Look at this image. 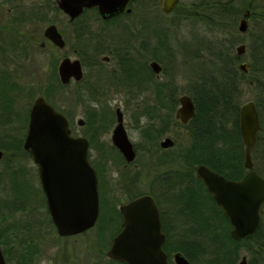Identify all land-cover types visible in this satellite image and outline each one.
<instances>
[{
    "label": "trees",
    "instance_id": "1",
    "mask_svg": "<svg viewBox=\"0 0 264 264\" xmlns=\"http://www.w3.org/2000/svg\"><path fill=\"white\" fill-rule=\"evenodd\" d=\"M157 1L132 0L130 4L132 10L130 12H124L104 21L110 27L120 17L131 15L140 17L141 35L147 34V41L151 39L152 35H155L160 40L159 45L153 46V48H148V42L141 44V61L138 62L132 61L134 55H129L128 50H126V54H120L119 49L113 47L114 55L116 57L119 56L117 77L120 80L114 87L117 90L141 94V110L137 109L138 120L141 115V135L147 141L155 143V148L151 151L154 168L156 166L165 168L151 180L159 184L156 181L158 179L163 184V187H167V190L177 188L178 192L186 190L190 194L188 198L180 196L167 199L165 197L173 205L171 210L177 215V220L182 217V221L189 225L185 232V237H181V239L174 238L170 230L167 229L169 239L172 240L174 238L173 240L179 242L176 248L187 253L188 242H198L202 238L207 237L212 242L209 249L211 252L208 254L209 264H236L242 248L247 249L249 254H251L249 264H259L258 260L264 254V223L261 221L260 226L250 238H233L230 235L231 223L228 217L207 191L202 180L196 176L195 168L198 164L203 163L222 175L233 179L241 178L246 173L243 141L239 127L241 105L239 98L242 94V86L245 83L251 84L250 81H252L251 85L258 90L256 106L261 124L258 141L253 148V156H256L258 149L260 150L262 146L264 147V50H258L256 57L253 59V46L248 42L247 55L249 58L252 56V58L250 70L246 73L238 68V58L236 51L233 49L234 41H236L234 35L233 39L228 41V45L223 38L216 39L214 50L210 51L209 55H206L207 57L204 56L205 54L196 55V51L200 47L194 46V48H190L188 45H183L182 50H185L187 59L192 62L191 64H185L190 66L188 79L192 83V87L187 92L192 96L196 108L195 115L187 124H183L175 117V110L179 105V95H177L176 76L174 73L169 72L168 67L171 61L176 63L177 53L171 51L166 44L167 26L159 25L160 23L157 22L158 18L154 12ZM261 2L262 0H259L258 5ZM41 5L44 7L43 4H38L34 9L39 12ZM45 7L48 10L59 11L58 6L52 0H48L45 3ZM246 8L254 9L256 5L254 6L250 0H180L173 12L182 13L189 19L202 20L210 29L230 33L231 28L237 27L238 19ZM46 17L47 19H45ZM41 18L46 22L55 21V18L47 16L46 13L40 15ZM92 19H101L96 8L85 10L71 26L75 34L74 38L80 42L78 55L81 57L84 66L95 67L100 66L102 63L100 55L107 52L111 47L103 48L102 41L99 40V33L91 29ZM122 33L125 34L124 31ZM125 37V35H122L121 38L125 39ZM261 42L264 43V39H261ZM201 44L203 42L195 43L194 45ZM224 44L225 47L222 48ZM152 59L158 60L163 65V72L160 78L156 76L149 66V62ZM202 59H207L208 62L196 63V61ZM102 83L94 81L88 85L87 78H84L81 82H75V86L85 85L87 88L77 92L72 91L71 93L74 94L72 97L75 101H80L81 99L88 101L89 108L86 110L85 134L90 141V146L95 149L102 148L99 149L102 156L118 155V164L123 165L125 160L120 151L113 144H109V147L104 149L100 140L101 135L109 131L116 119L115 110L110 109L108 105L103 107L100 104L101 99L99 97L106 92L105 87L101 86ZM15 87L16 84L11 73L0 66V106L8 109V113L5 115L6 117L9 116L8 121L1 120V122L9 123L11 119L21 117V112L15 109L17 103L13 100L18 93L15 91ZM118 87L122 89H118ZM68 89L69 84H62L59 79L56 60L52 62L51 71L42 86L41 93L67 116L71 124L73 111L60 105L55 99V95L59 99L60 94L63 95ZM85 94L86 98L84 97ZM6 99L9 101H6ZM136 106L138 107V104ZM11 111L16 115L14 118L11 116L13 114H10ZM3 115L0 114V119L5 118ZM177 126L187 130V144L183 148L177 149L178 145L175 142L172 148L163 149L158 142L159 138L170 130L174 132ZM8 136L0 133V138ZM24 138L25 136L23 138L9 136V139L12 140L11 144L3 142L2 146L11 152H14V150L16 152H27L22 150L24 148ZM138 146H135V149ZM94 163L101 182L105 161L94 160ZM8 168L10 172H14L12 178L17 179L18 171L10 165ZM258 172L264 177L260 170ZM19 186V183L12 184V188H15L16 192H13V194L20 195L21 203L16 204L12 199L14 195H11L10 200L2 203L0 207H5L8 212L24 207V199H22L24 195L20 194L17 188ZM146 193L152 194L159 202L156 192L149 190ZM202 193L206 194L211 203L207 202V197ZM191 196L194 199L203 200L202 205L206 207L204 212L193 210L195 204L194 202L190 203ZM105 204L103 186L101 185V213L96 223L100 245L98 252L100 255L105 253L109 247L110 237L117 230V227H114V230L110 231L109 238H104L106 230L113 229L109 227L110 225L107 226L103 222L104 215L102 210H104ZM113 208L117 209L116 207ZM198 213L201 215L200 220L196 219ZM263 214L264 204L262 207ZM6 235L7 237L0 227V243L7 261L13 262V264L32 263L29 248L34 241L25 240L21 242L18 239L16 227L10 228ZM20 244H23V246ZM109 264L124 263L112 260Z\"/></svg>",
    "mask_w": 264,
    "mask_h": 264
},
{
    "label": "rangeland",
    "instance_id": "2",
    "mask_svg": "<svg viewBox=\"0 0 264 264\" xmlns=\"http://www.w3.org/2000/svg\"><path fill=\"white\" fill-rule=\"evenodd\" d=\"M47 1L0 0V66L8 70L13 77L16 84L15 91L18 92L15 97L18 101L15 109L21 112V117L14 119L11 124L3 127V131L16 137L23 138L26 134L30 107L34 100L39 95H42V86L51 71L52 62L57 60L58 65L64 55L71 56L72 58L79 57L78 51L74 50L76 41L72 27L67 25L65 17L60 11L53 9L52 13H49L48 8L45 7ZM38 4L44 5V7L41 5L39 12L34 9ZM162 4L163 0L156 2L155 8L157 10L155 9L154 12L158 18L157 22L160 23L159 25L167 26L166 44L171 51L177 53L175 58L176 63L173 61L169 63V72L174 73L176 76L177 95L188 93L187 91L192 87V83L188 79L190 66L185 64H191L192 62L187 59L186 52L182 50V46L185 43L190 48L198 46L200 48L197 49L196 55L205 54L204 56L207 57L206 55H209L210 51L212 52L214 50L213 47L216 39L223 38L224 42L228 45V41L232 40L234 35L236 41H234L233 49L236 51L235 48L241 43V38L238 35L237 27L231 28L230 33L210 29L202 20L189 19L182 13L173 11L164 13L161 9ZM45 13L47 16L55 18V21L46 22L43 18L40 19V15ZM54 22L59 26L67 41L66 47L61 49L55 46L53 47L43 34L46 25ZM91 23L93 24L95 32L99 33V40L104 44L112 42V46L117 47L120 51L128 49L138 54L141 53V44L148 42V48H153V46L159 45L160 42L155 35H152L148 41L147 34L141 35V19L137 16L120 17L118 21L112 24L114 31L111 30V26L109 27L100 20L92 19ZM10 27L14 29L11 30ZM121 33L126 36L125 39H121ZM7 41L12 44L11 48ZM201 42L203 44L194 45L195 43ZM224 47L225 44L222 48ZM102 55H100V59ZM203 61L208 62L207 59H202L196 61V63L198 64ZM243 61L249 62V58L246 57ZM116 64L112 60L110 63L102 62L100 66H84L88 85L97 80L98 70L101 71V75L104 77L101 86L106 89L104 95L99 97L101 99V106L108 105L112 110L120 106L123 109L125 115L124 123L129 138L135 146L139 145L136 148L137 153L134 161L128 163L126 167L118 164V155L102 156L99 152V149L102 148L95 149L90 146L89 158L91 162L95 164L94 160L105 161L101 181L105 192L104 198L108 201L105 200L106 204L104 210H102V214L104 215L103 221L106 220L109 205H111V208L116 207L118 209L121 203H126L131 196L139 195L142 192L146 193L149 190L156 192L159 198L160 208L163 211L173 209V205L167 199L178 198L180 196L188 198L190 195L186 190L178 192L176 190L177 188L167 190V187H163V184L158 179L156 181L159 184L151 180L158 172H162L165 168L162 166H156L157 169L154 168L151 151L155 148V143L147 141L141 135V115L139 120L137 119V109L139 111L141 110V94L117 90L114 87V83L105 78L107 73L112 71V68H118ZM86 88L87 86L85 85L75 86V81H72L69 84V89L63 95L60 94L59 99L55 95V99L60 105L73 111L71 128L75 135L86 136V110L89 108V105L88 101H84V99L75 101L72 97L74 94L71 92H77ZM242 88V94L239 98L240 104L248 99L256 100V95L258 94L257 88H254L253 85L248 83H245ZM118 89L122 88L118 87ZM84 97H87L86 94ZM137 104L138 107L136 106ZM81 117L85 120L83 126H80L77 122ZM115 123L116 119L109 131L100 137L104 149L108 148L109 144H112L111 134ZM166 136L172 137L177 142V149L183 148L188 141L187 130L181 126H177L174 132L170 130L167 134H164L159 138L158 142ZM1 138L0 142L3 143L5 139H9V136ZM263 148L262 146L260 150L258 149L256 156H253V162L254 168L264 174ZM22 150L25 151L24 148ZM9 165L18 171L17 179L12 178L14 172H10ZM11 179L20 184L17 188L20 194L24 195L22 198L24 199V207L8 212L5 207L1 206L0 227L6 237L10 228L16 227L18 239L21 242L25 240L34 241L29 248L31 258L33 259L30 264H90L89 251L92 249L87 247V240H89L88 242H92L93 246L97 249L94 264H109L106 254L100 255L98 252L100 245L96 226L82 235L71 237L58 236L57 231L50 222L46 207L43 204L38 169L28 151L16 152L14 150L12 153L6 152L0 159V205L8 202L10 197L14 195L15 188H12ZM202 194L206 196L205 193ZM12 199L16 204L21 203L20 195L16 194ZM208 201L211 203V200L207 197ZM192 202L195 204L193 210L196 212H204L206 210V207L202 205L203 200L194 199L191 196L190 203ZM200 218L201 215L198 213L196 219L200 220ZM261 221L264 223V214L262 215ZM113 226L115 227V225ZM114 227L111 226L113 229L106 230L104 238H109L110 231L114 230ZM187 227L188 224H185L178 233V229L175 228L176 230L174 229L172 231L174 238L181 239V237H185ZM91 236H93L92 239ZM201 242H205L204 245L209 242L206 248L207 250L210 249L212 242L207 237L202 238ZM20 245L23 246V244ZM20 245L18 246L20 247ZM92 252L94 253V250ZM243 254L247 255L249 262L251 254H249L247 249L242 248L236 264H239ZM9 263L13 264V262ZM258 263L264 264V254L258 260Z\"/></svg>",
    "mask_w": 264,
    "mask_h": 264
},
{
    "label": "water",
    "instance_id": "3",
    "mask_svg": "<svg viewBox=\"0 0 264 264\" xmlns=\"http://www.w3.org/2000/svg\"><path fill=\"white\" fill-rule=\"evenodd\" d=\"M132 0H58L59 8L73 20L86 8L97 7L104 19L124 11H131ZM180 0H163L162 11L170 13ZM250 10L247 9L238 23L240 31H246ZM44 35L58 47L65 46V40L55 23L45 27ZM245 44L237 45L240 55ZM157 75L163 71L162 64L153 59L149 62ZM239 69L248 71L246 63ZM62 84L83 78V67L79 58L63 57L57 67ZM179 105L175 117L183 124L195 115V103L191 95L179 94ZM116 123L111 139L126 162L134 161L136 150L129 138L124 123V112L115 108ZM79 125L85 120L78 119ZM240 136L243 141L244 166L248 171L238 179L228 178L200 163L195 168L196 176L205 184L207 191L221 207L231 223L230 235L235 239L250 238L262 220L264 204V177L254 169L252 150L260 130V118L254 99L240 105ZM175 140L166 136L160 140L164 149L171 148ZM23 147L33 158L39 170L42 187L47 195L48 207L61 235H71L92 228L99 216L98 175L89 161L90 142L86 136H74L67 116L58 110L44 95L33 102ZM1 157V150H0ZM124 218L123 228L113 237L107 256L126 264H169L163 249L165 233L162 230L159 207L149 193L141 194L120 205ZM176 264H190L180 252L175 254ZM0 264H10L0 244ZM239 264H246L243 256Z\"/></svg>",
    "mask_w": 264,
    "mask_h": 264
},
{
    "label": "flooded vegetation",
    "instance_id": "4",
    "mask_svg": "<svg viewBox=\"0 0 264 264\" xmlns=\"http://www.w3.org/2000/svg\"><path fill=\"white\" fill-rule=\"evenodd\" d=\"M253 4H254V6L256 5V8H254V9H251V8H248L249 10H250V13H249V16L247 17V20H248V28L246 29V31H240L239 29H238V25H237V30H238V35L240 36V38H241V43H244L245 44V51H244V53H242V54H240V55H238L237 54V52H236V55H237V58H238V68H239V65L241 64V63H246L247 64V67H248V71L246 72V73H248L249 72V70H250V67H251V58H252V56L249 58L248 57V55H247V52H248V42L250 43V45H252L253 46V59L256 57V55H257V52H258V50H261V49H263L264 50V43H262L261 42V39H264V0H262V2L261 3H259V5H258V2H259V0H250ZM52 2H54L57 6H58V0H52ZM52 5H53V3H51ZM58 8H59V6H58ZM92 8H96V10H97V12H98V14H99V16H100V21H102V22H104V24H105V21L104 20H109V19H111V18H113V17H111V18H107V19H104L101 15H100V13H99V11H98V9H97V7H92ZM92 8H86L85 10H89V9H92ZM85 10L83 11V13L85 12ZM247 10V8L244 10V12ZM59 11H60V13H62L63 15H64V17H65V21L67 22V25H69L70 27H72L71 26V24L77 19V18H79L82 14H80L79 16H77V17H75L73 20H71L70 19V17H69V15L68 14H66L64 11H62L60 8H59ZM55 12V11H54ZM125 12V11H124ZM124 12H122V13H124ZM127 12V11H126ZM244 12H243V14H244ZM49 13H52V10L51 9H49ZM122 13H120V14H122ZM243 14H242V16L238 19V23H239V21L241 20V18L243 17ZM119 15V14H118ZM117 16V15H116ZM115 17V16H114ZM55 23V22H54ZM50 24V23H49ZM56 24V23H55ZM48 25V24H47ZM46 25V26H47ZM57 25V24H56ZM57 27H58V29H59V26L57 25ZM10 29L11 30H13L14 28L13 27H10ZM91 29H93L94 30V27H93V24L91 23ZM45 30V29H44ZM111 30H113L114 31V28L111 26ZM59 31L61 32V30L59 29ZM95 31V30H94ZM43 34H44V31H43ZM61 34H62V36H63V39L65 40V46L64 47H66V45H67V41H66V38L64 37V35H63V33L61 32ZM114 35V34H113ZM122 33H121V35H120V37H122ZM45 36V35H44ZM75 36V35H74ZM45 38H47L46 36H45ZM122 39V38H121ZM47 40L49 41V43L50 44H52L53 45V47L55 46V47H58L54 42H52L50 39H48L47 38ZM75 41H76V45L74 46V50L75 51H78V49L80 48V42L75 38ZM8 42V41H7ZM9 43V46H10V48L12 47V44L10 43V42H8ZM240 43V44H241ZM113 44H112V42L111 43H109L108 42V44H104L103 42H102V46H103V48L104 49H107L108 47H111V48H109L108 49V51L107 52H104L103 53V55H102V58H101V62H103V63H110L112 60L113 61H115L117 64L116 65H118L119 64V60H118V58H119V56L118 57H116L115 55H114V50H113V47L114 46H112ZM185 46H187V43H185L184 44ZM64 47H58V48H64ZM236 49V48H235ZM126 50H128V49H126ZM126 50H124V51H120V50H118V51H120V54H126ZM128 54L129 55H134V58L132 59V61L133 62H138V61H141V53H138V54H136L134 51H129L128 50ZM66 56H68V55H64L63 57H66ZM79 56V55H78ZM62 57V58H63ZM71 57V56H70ZM246 57H248L249 58V62H246V61H243L244 60V58H246ZM61 58V59H62ZM72 58V57H71ZM74 58H79L80 60H81V63H82V67H83V78L81 79V80H79V81H75V80H71L70 81V83L69 84H71V82L72 81H75V82H81L82 80H84V78H87V76H86V72H85V67H84V64H83V61H82V59H81V57L79 56V57H74ZM241 70V69H240ZM118 68H116V67H114V68H112V71H109V73H107V75L105 76V78L106 79H108V80H110L112 83H114V85L115 84H117V83H119V81L120 80H118ZM157 76V75H156ZM97 80L96 81H100V82H103L104 80H103V76L101 75V71H99L98 70V75H97ZM117 77V78H116ZM158 78H160V76H157ZM94 81V80H93ZM91 83H93V82H91ZM250 83L252 84V81H250ZM8 99H6V101H7ZM14 101H15V103H17L18 101H17V99L16 98H14L13 99ZM9 101V100H8ZM256 101V100H255ZM10 102H11V100H10ZM8 109H5V108H3L2 106H0V114H4L3 116L5 117V118H7V119H0V133L1 134H3V135H6L7 134V136L9 135V136H12V135H10V134H8L7 132H5V131H3L2 130V126L3 127H6L8 124H11L13 121H14V119H11V121L9 122V123H7V122H5V121H8L9 119H8V117H6V115L5 114H7L8 113V111H7ZM123 110V109H122ZM124 112V111H123ZM10 114H13V111H11L10 112ZM13 118L16 116L15 114H13V115H11ZM1 120H5L4 122H1ZM114 128V127H113ZM260 128H261V124H260ZM260 131V130H259ZM27 132V131H26ZM75 135V134H74ZM258 135H259V132H258V134H257V140H256V142L258 141ZM1 139V138H0ZM1 141V140H0ZM11 139H8V140H6L5 139V142L4 143H10L11 144ZM256 144V143H255ZM116 147V146H115ZM117 148V147H116ZM0 150H1V157H0V159L4 156V154H6V152H11V151H8L7 149H5L3 146H2V142H0ZM254 150V149H253ZM253 150H252V157H253ZM12 153V152H11ZM29 153V152H28ZM29 155L32 157V155L29 153ZM125 160V159H124ZM89 161H90V163L95 167V169H96V166H95V164H93L92 162H91V160H90V158H89ZM128 165V162H126V160H125V164H123V167H126ZM37 166V165H36ZM37 169H38V167H37ZM97 171V170H96ZM247 171H248V169H247ZM246 171V172H247ZM38 173H39V170H38ZM98 175V174H97ZM39 178H40V176H39ZM40 183H41V179H40ZM11 184H17V182H15L14 180H12L11 179ZM101 185L103 186V184H102V181L100 182V179H99V177H98V189H99V216H100V213H101ZM40 190L42 191V194H43V204L45 205V207H46V212H47V214H48V216H49V218H50V222L52 223V225H53V227L55 228V230L57 231V228H56V226H55V224H54V222H53V219H52V216H51V213H50V210H49V207H48V199H47V195H46V193H45V191H44V189H43V187H42V184H41V187H40ZM103 195H105V192H104V190H103ZM152 195V194H151ZM138 195H134V196H131L130 197V199L127 201V202H129V201H131L132 199H134L135 197H137ZM153 196V195H152ZM153 198L155 199V201H156V203H157V205H158V207H159V212H160V218H161V221H162V230H163V232L165 233V240H164V242H163V249L165 250V252L167 253V257H168V261H169V264H176V262H175V254L177 253V252H180V253H182L188 260H189V262H190V264H209V257H208V254L211 252L210 250H207V246L209 245V242L206 244V245H204V243L205 242H201L200 240L198 241V242H188L187 243V249H188V252L186 253V252H184L183 250H180V249H177L176 248V245H179V242H177V241H175V240H171V239H169V234H168V231H167V229H169L170 230V233H172V231L176 228V229H178V231H177V233L183 228V226L185 225V224H188V223H186V222H184V221H182V217L179 219V220H177V215H175V212L173 211V210H162L161 208H160V203L156 200V198L153 196ZM106 200V199H105ZM106 201H108V200H106ZM122 204V203H121ZM120 204V205H121ZM120 205H119V208L118 209H114V208H111V205H109V212H108V214L106 215V220L105 221H103L107 226H109V227H114L113 225H115V227L117 226L118 228H117V230L115 231V233L110 237V242H109V247L111 246V244H112V241H113V237L123 228V221H124V218H123V216H122V214H121V211H120ZM99 216H98V218H99ZM171 217V218H170ZM98 220V219H97ZM96 223H97V221H96ZM96 226V224L92 227V228H94ZM166 226H167V228H166ZM188 227H189V225H188ZM91 229V228H90ZM175 229V230H176ZM89 229H87V230H85V231H83V232H80V233H76V234H71V235H61V234H59L58 233V231H57V233H58V236H61V237H71V236H76V235H82V234H85V233H87V231H88ZM93 238V236H91V239ZM90 239V240H91ZM89 240H87V247H90L92 250H94V253L92 252V250L91 251H89V253H90V264H94V261L96 260V256H97V249L93 246V244H92V242H88ZM108 247V248H109ZM108 248L106 249V251H105V254H106V256H107V250H108ZM243 256H246V264H248L249 262H248V260H247V255L246 254H243L242 255V257ZM108 257V262L110 263V261H112V260H115V261H117V262H122V263H124L123 261H120V260H118V259H114V258H110L109 256H107ZM242 259V258H241ZM33 260V259H32ZM250 261V260H249ZM124 264H126V263H124Z\"/></svg>",
    "mask_w": 264,
    "mask_h": 264
}]
</instances>
